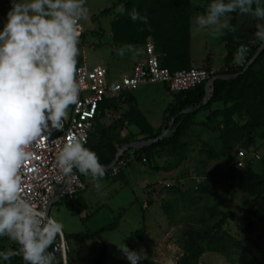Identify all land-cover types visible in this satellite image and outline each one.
<instances>
[{
  "label": "rangeland",
  "instance_id": "rangeland-1",
  "mask_svg": "<svg viewBox=\"0 0 264 264\" xmlns=\"http://www.w3.org/2000/svg\"><path fill=\"white\" fill-rule=\"evenodd\" d=\"M211 2L189 0L190 8L181 11L189 19L188 53L191 51L194 63L200 60L203 63L200 66L213 67L219 74L227 72L228 75L220 76L228 78L252 66L253 79L247 89L262 90L264 54L245 68L256 53L264 51V41L255 36L256 25L264 21L230 13L223 20L228 25L221 29L223 35L213 36L210 29L201 28L196 22L198 16L206 14ZM121 4L126 9L123 15L116 10ZM86 6L89 16L81 22L78 63L106 67L109 81L118 82L132 67L130 48H142L145 53L151 43L157 57H161L156 52V40L152 36L141 38L142 32L133 33L137 21L129 22L133 9L139 14L143 12L146 6L143 0H87ZM10 9L11 0H0V18L7 20ZM166 27L169 29V24ZM231 28L235 31H230ZM121 35L125 38H119ZM243 35L252 57L245 58L241 66L245 70L241 73L237 71L240 67L234 62L235 55H227V45L239 42ZM130 97L135 99L134 103ZM210 99L211 96H204L199 105L181 111L194 112L185 134L175 146L157 147L147 162L142 161L144 154L137 144L152 139L125 121L128 111L135 106L139 108L152 128V135L159 130L166 137L174 130L168 117L171 111L178 110V101H173V95L161 83H147L107 110L100 122L109 126L116 120L122 121L116 130L120 140L116 147L127 165L116 176L106 174L99 190L91 179L81 175L87 189L83 192L86 205L80 215L71 214L63 202L52 206L50 216L64 226L63 234L69 245L68 264H94L102 241L107 247L102 264H130L119 247L122 243L126 246L130 233L140 228L145 236L136 249L143 257L138 264H145V260L154 264H181L184 257L187 264H264V224L247 215L254 208V200L243 191L247 180L264 173V128L247 132V115L236 105L241 100L212 103ZM229 127L241 130L242 134L224 150L225 138L234 136ZM239 150L246 152L244 168H237L234 163ZM253 153H258L259 158L251 160ZM164 183H170L171 187L165 188ZM86 216L88 219L84 221ZM117 216H120L118 226L104 232L101 240L79 241L87 231H97ZM12 244L15 243L7 237H0V251L10 249ZM0 264L18 263L14 258L9 261L0 258Z\"/></svg>",
  "mask_w": 264,
  "mask_h": 264
},
{
  "label": "clouds",
  "instance_id": "clouds-1",
  "mask_svg": "<svg viewBox=\"0 0 264 264\" xmlns=\"http://www.w3.org/2000/svg\"><path fill=\"white\" fill-rule=\"evenodd\" d=\"M86 5L87 0H11L0 31V237L18 246L0 251L4 261L21 256L24 264H59L54 245L58 236L63 237L64 226L26 194L25 176L39 172L33 164L39 159L33 147L62 131L69 109L79 103L78 58L81 22L89 16ZM116 10L121 15L126 12L123 4ZM230 13L264 21L260 0H212L196 22L219 37L228 27L223 20ZM129 16L148 23L147 16L135 9ZM256 28L255 36L264 41V23ZM247 54L248 48L241 45L234 62L244 63ZM55 163L67 190L75 172L90 178L97 190L102 187L105 167L97 153L84 146L82 137L69 138ZM119 249L130 264L143 260L140 252L123 243Z\"/></svg>",
  "mask_w": 264,
  "mask_h": 264
},
{
  "label": "trees",
  "instance_id": "trees-1",
  "mask_svg": "<svg viewBox=\"0 0 264 264\" xmlns=\"http://www.w3.org/2000/svg\"><path fill=\"white\" fill-rule=\"evenodd\" d=\"M146 5L143 12L140 13L141 16H147L148 23L144 24L137 20V24L133 25V33L142 32L141 38H147L152 36L156 40V52L161 53L159 62L163 67L168 68L170 71H176L180 69L189 68V19L186 16L181 15V11L184 9H189V0H143ZM261 6H264V0H260ZM255 7V4H254ZM4 19L0 18V21ZM133 23L134 21L130 20ZM169 24V29L166 25ZM131 30V31H132ZM126 35V32H123ZM125 35H121L119 38L124 39ZM137 40L138 36H134ZM137 43V42H135ZM248 46L245 35L242 39L236 43H228L227 45V55H235L237 49L241 46ZM248 48V47H247ZM264 54L262 51L256 62L259 61ZM252 53L248 49V54L246 59H250ZM252 66L243 72L244 67L238 68V72H243L242 74L228 78L223 77L217 79L213 83V90L210 101L218 102L222 100L234 101L241 100L236 105L239 106L240 111H244L247 115V123L245 125L247 132H252L260 128H264V88L262 90L248 91V83L252 82L253 72ZM229 69H232L231 67ZM235 72L234 74H236ZM218 75H228L227 72L218 73ZM131 93L123 92L118 97L106 100L100 104V109L102 112L104 110H109L115 107L123 96L130 95ZM205 96V87L199 85L196 88L182 93L173 94V101H178V110L176 112H170L168 120L171 122L172 128L174 129L171 135L166 137H161L163 131H157L152 135V128L146 121L145 117L140 113L138 108L132 107L126 117L125 121L132 126L138 128L142 133L147 134L152 142L148 145L142 146L140 153L144 154L145 162L152 157L154 150L161 146H175L178 144L179 140L185 134L186 130L191 124L194 112L180 113L187 108H194L199 105ZM131 99V97H130ZM134 98L131 102L134 103ZM136 102V101H135ZM170 106L166 111L170 110ZM104 117L102 113L101 116L94 122L93 128L91 130L87 148L97 153L100 163L106 167L110 165L116 154V145L120 142L116 130L121 126L122 121L116 120L109 126L101 124L100 120ZM171 118H173L171 120ZM169 128V124L165 125V129ZM230 133H234V136L225 138L223 149L227 150L231 147L235 139L241 137V130L233 127H229ZM124 155H121L123 158ZM107 173H105L106 175ZM243 191L252 197L254 200V208L248 212V216L254 218L257 222L264 224V173L261 176H255L247 180L243 185ZM82 194L77 195L71 200L64 202V205L68 211L73 215H80L85 208V202L82 199ZM88 219V216L84 218V221ZM120 216H117L115 220L100 228L97 231L86 232L79 238V241H85L92 238H98L101 240V235L104 232L114 230L118 226V220ZM145 236V231L143 228L135 230L130 233L127 238L126 246L130 250H135L138 248ZM18 246L16 244L11 245V249H15ZM106 243L102 241L101 246L98 248V254L94 259V264H102L106 258ZM18 264H23L21 256L13 257ZM145 264H154L152 261L145 260ZM181 264H187L186 258L184 257Z\"/></svg>",
  "mask_w": 264,
  "mask_h": 264
},
{
  "label": "built area",
  "instance_id": "built-area-1",
  "mask_svg": "<svg viewBox=\"0 0 264 264\" xmlns=\"http://www.w3.org/2000/svg\"><path fill=\"white\" fill-rule=\"evenodd\" d=\"M6 22L7 20L0 21V31ZM243 64H237V66L241 67ZM78 69V80L81 84L79 103L69 109V119L65 121L62 131L53 132L42 145L37 144L33 147L32 151L39 157L33 161V164L39 172L25 176L26 194L38 207L45 209L50 218H52L50 210L54 204L67 202L86 190V184L78 172H75L71 190H67L65 178L56 167L55 158L62 145L71 137H82L84 146L87 147L94 122L102 113L107 112L104 110L101 113L102 110L99 107L102 102L114 99L123 92L133 93L139 86L147 83H161L166 91L173 95L190 91L199 85L205 86L219 76L218 71L213 67L190 66L170 71L161 65L151 43L145 48L144 59L136 62L131 73L122 75L118 82L109 81L107 68L103 66L89 67L78 63ZM121 155L111 165L106 166L105 173L109 176L118 175L121 169L126 167L127 161ZM245 156L244 150L238 151L234 161L237 168L245 167L247 162ZM253 158H259V154L253 153L251 160ZM142 161L145 162V158ZM164 187L170 188L171 184L164 183ZM54 248L57 249L56 256L59 264H68L69 245L64 234L62 238L57 237Z\"/></svg>",
  "mask_w": 264,
  "mask_h": 264
},
{
  "label": "crops",
  "instance_id": "crops-1",
  "mask_svg": "<svg viewBox=\"0 0 264 264\" xmlns=\"http://www.w3.org/2000/svg\"><path fill=\"white\" fill-rule=\"evenodd\" d=\"M129 52V54H130V58H132V61H133V64H132V67H133V65L136 63V62H138V61H140V60H143L144 59V57H145V53H144V51H143V49L141 48V49H135V47H132V48H130V50L128 51ZM190 53H191V51H190ZM189 53V54H190ZM189 59H190V65L191 66H195V67H203V66H200V65H202L203 63H202V61H200V60H195V61H197V63H194V60L192 59V56H191V54L189 55ZM132 67H131V69H130V71H129V73L131 72V70H132ZM128 74V73H127ZM123 75H126V74H123ZM142 86V85H141ZM140 87V86H139ZM138 87V88H139ZM172 102V100L170 101V103ZM138 110H139V108H138ZM140 111V110H139ZM140 113H141V111H140ZM83 176V175H82ZM84 177V176H83ZM88 178V177H87ZM83 179V178H82ZM88 179H90V178H88ZM87 189V188H86ZM86 191V190H85ZM84 198V196L82 195V199ZM84 200V199H83ZM53 219V218H52Z\"/></svg>",
  "mask_w": 264,
  "mask_h": 264
},
{
  "label": "water",
  "instance_id": "water-1",
  "mask_svg": "<svg viewBox=\"0 0 264 264\" xmlns=\"http://www.w3.org/2000/svg\"><path fill=\"white\" fill-rule=\"evenodd\" d=\"M259 53H260V51L258 52V53H256L255 55H254V57L251 59V62L246 66V68L245 69H247L248 68V66L252 63V62H254L255 60H256V58H257V56L259 55ZM244 69V70H245ZM224 76H217V77H215V78H213L210 82H208V83H206L205 84V98H209L211 95H212V90H213V83H214V81L215 80H217V79H220V78H223ZM206 102V101H205ZM204 102V103H205ZM203 103V104H204ZM191 110H193V109H188V110H186L185 112H189V111H191ZM163 135H161V137H162ZM149 143H151V142H144V143H138L137 145H139L140 147H142V146H145V145H148ZM121 153H117L116 154V156H115V158H114V160H113V162H115V160H117V158L119 157V155H120ZM112 162V163H113ZM111 163V164H112ZM110 164V165H111ZM105 168H107V167H105ZM23 264H24V262H23Z\"/></svg>",
  "mask_w": 264,
  "mask_h": 264
},
{
  "label": "bare ground",
  "instance_id": "bare-ground-1",
  "mask_svg": "<svg viewBox=\"0 0 264 264\" xmlns=\"http://www.w3.org/2000/svg\"><path fill=\"white\" fill-rule=\"evenodd\" d=\"M85 63H87V62H86V58H85Z\"/></svg>",
  "mask_w": 264,
  "mask_h": 264
}]
</instances>
